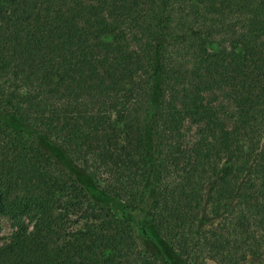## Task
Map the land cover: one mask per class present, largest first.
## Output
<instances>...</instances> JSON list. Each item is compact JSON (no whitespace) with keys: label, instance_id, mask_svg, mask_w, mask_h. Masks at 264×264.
I'll return each instance as SVG.
<instances>
[{"label":"trees","instance_id":"1","mask_svg":"<svg viewBox=\"0 0 264 264\" xmlns=\"http://www.w3.org/2000/svg\"><path fill=\"white\" fill-rule=\"evenodd\" d=\"M2 216L0 264H264V0H0Z\"/></svg>","mask_w":264,"mask_h":264},{"label":"rangeland","instance_id":"2","mask_svg":"<svg viewBox=\"0 0 264 264\" xmlns=\"http://www.w3.org/2000/svg\"><path fill=\"white\" fill-rule=\"evenodd\" d=\"M124 212L126 211L122 210L121 212L116 213V216H121ZM132 215L134 218L133 229H135V234L137 236L136 240L141 246V243L147 237V234L141 228L143 215L139 212H132ZM26 223L29 224L28 220H26ZM14 230L15 227L8 216L0 217V243L8 242L12 237ZM154 246H156L157 250L160 252L159 259H161L164 264H181L176 256V253L172 251L167 242L162 240H155ZM148 251L150 252V250Z\"/></svg>","mask_w":264,"mask_h":264}]
</instances>
